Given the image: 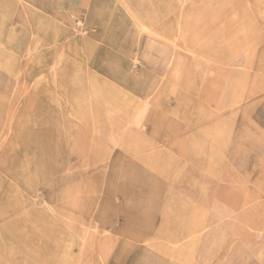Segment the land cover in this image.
I'll use <instances>...</instances> for the list:
<instances>
[{"label":"rangeland","instance_id":"obj_1","mask_svg":"<svg viewBox=\"0 0 264 264\" xmlns=\"http://www.w3.org/2000/svg\"><path fill=\"white\" fill-rule=\"evenodd\" d=\"M0 264H264V0H0Z\"/></svg>","mask_w":264,"mask_h":264},{"label":"bare ground","instance_id":"obj_2","mask_svg":"<svg viewBox=\"0 0 264 264\" xmlns=\"http://www.w3.org/2000/svg\"><path fill=\"white\" fill-rule=\"evenodd\" d=\"M143 27H144L145 29H149V27H148L147 25H145V24L143 25Z\"/></svg>","mask_w":264,"mask_h":264}]
</instances>
